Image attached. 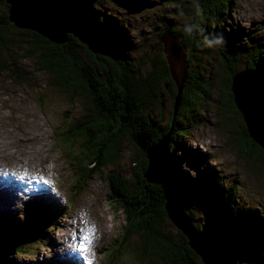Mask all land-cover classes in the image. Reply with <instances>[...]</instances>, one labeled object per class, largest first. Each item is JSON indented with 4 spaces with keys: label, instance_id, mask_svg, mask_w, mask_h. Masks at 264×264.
Here are the masks:
<instances>
[{
    "label": "trees",
    "instance_id": "1",
    "mask_svg": "<svg viewBox=\"0 0 264 264\" xmlns=\"http://www.w3.org/2000/svg\"><path fill=\"white\" fill-rule=\"evenodd\" d=\"M113 1L125 4L126 0ZM0 3L3 6L0 11V75L13 81L27 82L28 71L24 68L23 60L31 57L37 69L50 74L52 83L60 85L71 95L78 91L85 99L86 111L62 126L54 136L59 148L70 158L69 163L73 168L71 172L76 176L75 187L99 167L115 164L123 143L128 142L135 148L126 174L118 173L114 168L105 174L110 206L119 209L122 215L121 229L114 247L119 250L122 241L128 244L130 235H134L137 242L132 244L133 255L140 264H204L199 254L188 244L186 235L172 222L164 204L166 192L171 191L176 201L182 202L184 212L192 220V211L186 209V200L179 191L194 184L205 191L209 205L202 216L206 221L205 229L215 231L211 233L201 230L192 220L193 225L200 235L223 249L231 263L236 264L227 252L226 241L232 232L251 234L234 223L237 213L231 201L230 189L218 191L214 177L203 174V179L195 180L184 174L179 179L174 175L165 183L149 181L144 175L147 165L145 149L168 130L164 166V172H167L169 160L180 145L178 136L185 134L183 126L187 123L176 118L177 115H189L194 110L195 103L207 96L210 82L206 78L204 80L199 71L191 68L198 65L191 64V55L193 59L199 58L196 52L205 45L206 38L208 41H213L209 38H217V21L223 20V14L226 16L225 12L232 0H171V5L184 10V27L174 28L173 24L165 23L161 29L167 30L171 35H179L178 44L184 46L187 64L186 80L175 112H172V107L176 85L170 76L166 53L161 43L158 46L153 40L145 52L134 58L131 52L135 45L131 39L124 37L122 42L117 40L124 33L121 23L110 21L103 13L102 17L99 15L102 21L98 17L97 20L118 50L117 58L113 59L109 55L92 51L85 42L70 32L59 43L34 30L16 27L8 21L6 2L0 0ZM127 3L135 5L133 0ZM188 27L192 28L191 33L185 30ZM225 36L228 35L225 33ZM233 40L227 39L221 47L216 44L218 70L222 76L219 88L223 93L221 103L226 100L225 105H222L225 113L222 114L226 116L231 112L240 116L232 99L230 84L231 77L238 69L233 64L234 54L242 45H236ZM126 42L130 47L127 54L122 52ZM258 44L260 47L254 49L255 56H248L243 67L255 68L264 85V42ZM167 92L172 93V101L170 100L169 117L162 122L160 116L151 115V111L162 109ZM230 121L233 125V120ZM174 123L178 124L177 127H174ZM239 123L232 126L229 136L238 155L245 161L249 160L252 165L256 164V171L264 176V149L249 137L245 124L242 121ZM75 192L76 190L71 189V194ZM25 212L28 216L26 225L0 217V234L8 229L18 232L10 239H4L0 235V264H13L11 259L15 254L30 255L31 252L26 249L29 242H40V230L31 226H38L43 221L42 217L49 221L54 216L50 209L45 210L44 204L34 202H29ZM252 218L249 216L248 220L253 222ZM252 237L254 240L259 239L258 234H253ZM256 260L262 263L264 256H257Z\"/></svg>",
    "mask_w": 264,
    "mask_h": 264
},
{
    "label": "rangeland",
    "instance_id": "2",
    "mask_svg": "<svg viewBox=\"0 0 264 264\" xmlns=\"http://www.w3.org/2000/svg\"><path fill=\"white\" fill-rule=\"evenodd\" d=\"M128 1L116 4L113 0H94L93 7L98 18L105 13L110 21L121 23L124 33L122 36L119 33L117 40L131 39L135 45L131 52L134 58L145 52L153 40L159 41V36L166 31L161 29L163 24L184 27V10L171 5V0H133L134 6H130ZM225 13L223 20L217 21V38H209L214 42L212 46L205 43L202 49H198L197 59L191 55V64L198 63L197 67L191 68L199 71L204 80L208 79L211 87L207 96L195 103V111L191 110L187 116L177 115L176 118L187 122L183 126L185 134L178 136L180 145L169 160L165 178L168 180L175 175L179 179L184 174L195 180L203 179V174L214 177L220 188L216 187L218 191L230 189L237 213L234 223L247 229L251 235L230 233L225 244L227 252L236 264H264L256 260L257 256H264V176L256 171V164L254 167L249 160L245 161L238 155L229 136L232 126H237L242 120L232 112L227 116L222 114L225 113L222 105L226 100L221 103L223 93L219 88L222 76L216 57V44L224 46L227 39H234L236 45H242L234 54L233 64L237 70L245 66L248 56H255L254 49L260 47L259 42H264V0H232ZM217 40L218 43L215 42ZM122 48V52L129 53V43L126 42ZM23 62L28 71L27 82L13 81L0 75V217L26 225L28 216L25 208L30 197H38L54 216L49 221L42 217L43 221L38 222V226H31L40 230V242L30 241L26 248L30 255L15 254L11 263L59 264L57 259L61 256L57 250L60 249L57 246L56 250V245L65 243L73 228L75 237L78 232L90 235V241H72L82 255L83 262L76 264H140L133 255L132 244L137 242L134 235H130L128 244L122 241L119 250L114 247L122 215L119 209L110 206L105 176L111 168L126 174L135 148L128 142L123 143L115 164L99 167L76 188L70 158L59 148L54 136L62 126L86 111L85 99L78 91L71 95L60 85L52 83L50 74L37 69L31 57ZM185 80L186 73L181 89ZM171 94H165L160 111H151V115H159L162 122L169 117ZM230 120H233V125ZM177 125L174 123V127ZM32 178L39 181L38 191L24 193L17 187L25 189ZM71 189L76 192L71 194ZM179 193L185 198L186 209L192 211V220L198 227L211 233L215 231L205 229L206 221L202 216L209 206L205 191L192 184L180 189ZM249 216L253 217V222L248 220ZM17 234L16 230L8 229L0 235L10 239ZM253 234H258L259 239L254 240Z\"/></svg>",
    "mask_w": 264,
    "mask_h": 264
},
{
    "label": "water",
    "instance_id": "3",
    "mask_svg": "<svg viewBox=\"0 0 264 264\" xmlns=\"http://www.w3.org/2000/svg\"><path fill=\"white\" fill-rule=\"evenodd\" d=\"M7 18L16 27L38 32L55 42H63L70 32L85 42L94 52L117 58L118 50L97 20L94 0H4ZM179 35L166 30L159 36L166 53L168 70L176 85L172 112L177 108L182 81L186 70L184 46L178 44ZM230 89L241 120L248 135L264 149V85L255 68L242 67L231 77ZM169 131L145 149L147 165L144 175L149 181L165 183L164 166L167 158L166 143ZM165 206L168 216L187 237L188 244L199 254L204 264H232L228 254L213 241L200 235L182 204L176 201L171 191L166 192Z\"/></svg>",
    "mask_w": 264,
    "mask_h": 264
},
{
    "label": "clouds",
    "instance_id": "4",
    "mask_svg": "<svg viewBox=\"0 0 264 264\" xmlns=\"http://www.w3.org/2000/svg\"><path fill=\"white\" fill-rule=\"evenodd\" d=\"M185 30H186L187 32L191 33L192 28H191V27H188V28H186ZM215 42L218 43L219 40H217V41H215ZM206 43H207L208 46H212V44H213L214 42H213V41H208L207 38H206Z\"/></svg>",
    "mask_w": 264,
    "mask_h": 264
},
{
    "label": "snow or ice",
    "instance_id": "5",
    "mask_svg": "<svg viewBox=\"0 0 264 264\" xmlns=\"http://www.w3.org/2000/svg\"><path fill=\"white\" fill-rule=\"evenodd\" d=\"M89 231L91 232V230H89ZM88 239H89V237H88V236H86V237H85V240H88Z\"/></svg>",
    "mask_w": 264,
    "mask_h": 264
},
{
    "label": "bare ground",
    "instance_id": "6",
    "mask_svg": "<svg viewBox=\"0 0 264 264\" xmlns=\"http://www.w3.org/2000/svg\"><path fill=\"white\" fill-rule=\"evenodd\" d=\"M7 181V180H6ZM9 191V190H8Z\"/></svg>",
    "mask_w": 264,
    "mask_h": 264
}]
</instances>
